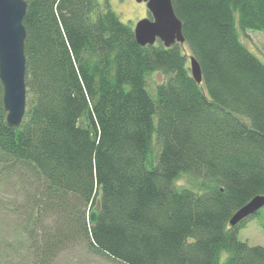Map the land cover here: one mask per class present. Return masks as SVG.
Here are the masks:
<instances>
[{
	"label": "trees",
	"instance_id": "trees-1",
	"mask_svg": "<svg viewBox=\"0 0 264 264\" xmlns=\"http://www.w3.org/2000/svg\"><path fill=\"white\" fill-rule=\"evenodd\" d=\"M26 1L27 109L9 127L0 80V187L30 264L79 246L118 264H264L238 238L260 211L230 225L264 196V63L239 32L264 33V0H172L186 43L170 48L138 45L108 2Z\"/></svg>",
	"mask_w": 264,
	"mask_h": 264
},
{
	"label": "water",
	"instance_id": "water-1",
	"mask_svg": "<svg viewBox=\"0 0 264 264\" xmlns=\"http://www.w3.org/2000/svg\"><path fill=\"white\" fill-rule=\"evenodd\" d=\"M146 3L151 18L138 21L134 27L137 44L153 46L161 41L166 48L184 45L183 22L177 16L172 0H136ZM26 0H0V80L4 87V105L9 127H20L27 109L26 54L27 31L23 23ZM192 77L202 83L201 66L195 56L189 57ZM264 207V196H256L238 210L230 220L236 226Z\"/></svg>",
	"mask_w": 264,
	"mask_h": 264
},
{
	"label": "rangeland",
	"instance_id": "rangeland-1",
	"mask_svg": "<svg viewBox=\"0 0 264 264\" xmlns=\"http://www.w3.org/2000/svg\"><path fill=\"white\" fill-rule=\"evenodd\" d=\"M101 5L105 2L118 15L120 20L135 27L136 23L145 18H151L146 3H138L136 0H98ZM241 40L245 46L264 63V33L243 32L239 30ZM164 80L159 73H152L149 77L147 87L149 93L154 96L156 84ZM179 185H186L185 178L178 181ZM13 190L10 184L5 183L0 187V264H30L32 258L26 252H21L20 247L27 248L28 239L19 236L14 218L9 210V203L13 199ZM99 208V205H98ZM49 225L52 224L48 220ZM238 238L248 243L250 246L264 247V207L260 210L257 218L251 219L245 228L241 229ZM12 243V246H8ZM228 256L224 253L223 260ZM55 264H118L103 256H98L88 252L83 246L68 249L58 256Z\"/></svg>",
	"mask_w": 264,
	"mask_h": 264
}]
</instances>
